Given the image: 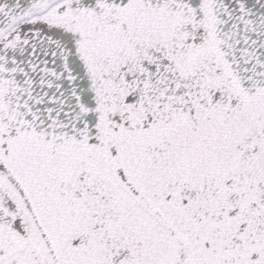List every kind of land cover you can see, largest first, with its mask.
Instances as JSON below:
<instances>
[{
    "label": "snow or ice",
    "instance_id": "1",
    "mask_svg": "<svg viewBox=\"0 0 264 264\" xmlns=\"http://www.w3.org/2000/svg\"><path fill=\"white\" fill-rule=\"evenodd\" d=\"M0 264H264V0H0Z\"/></svg>",
    "mask_w": 264,
    "mask_h": 264
}]
</instances>
